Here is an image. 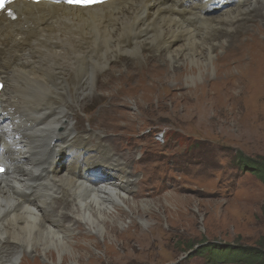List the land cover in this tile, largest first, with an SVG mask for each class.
I'll list each match as a JSON object with an SVG mask.
<instances>
[{
  "label": "bare ground",
  "instance_id": "1",
  "mask_svg": "<svg viewBox=\"0 0 264 264\" xmlns=\"http://www.w3.org/2000/svg\"><path fill=\"white\" fill-rule=\"evenodd\" d=\"M213 2L110 0L78 8L14 1L13 20L0 14L2 108L10 121V132L0 131L8 169L0 176V264H18L31 253L74 257L73 242L86 238L94 246L93 232L110 237L128 215L149 222L139 209L151 201L131 199L127 162L112 154L111 135L122 134L89 128L87 116L71 108L89 96L114 59L125 56L136 67L165 53L172 75L183 69L193 74L189 82L197 69L202 77L216 69L218 59L226 62L224 76L238 81L243 72V83L264 89V0H238L228 10ZM248 21L257 23L255 31ZM230 68L237 73L228 74ZM71 115L74 124L67 121ZM95 168L99 172L91 173Z\"/></svg>",
  "mask_w": 264,
  "mask_h": 264
},
{
  "label": "rangeland",
  "instance_id": "2",
  "mask_svg": "<svg viewBox=\"0 0 264 264\" xmlns=\"http://www.w3.org/2000/svg\"><path fill=\"white\" fill-rule=\"evenodd\" d=\"M250 24L255 31L257 23ZM217 60L204 77L197 69L192 82L187 77L193 74L183 69L172 75L165 53L136 67L125 56L110 63L108 74L96 78L94 92L71 108L87 116L89 128L122 134L111 135L112 154L127 162L131 199L151 201L139 209L149 222L128 215L110 237L93 232L94 246L86 238L73 242L74 257L31 253L18 264H205L197 252L200 241L227 260L237 256L235 248L257 245L264 237V183L240 172L237 162L242 156L252 169L264 161V89L243 83V72L238 81L224 76L226 62ZM69 83L78 81L70 77ZM67 121L75 123L72 115ZM131 221L133 238L123 231Z\"/></svg>",
  "mask_w": 264,
  "mask_h": 264
},
{
  "label": "trees",
  "instance_id": "3",
  "mask_svg": "<svg viewBox=\"0 0 264 264\" xmlns=\"http://www.w3.org/2000/svg\"><path fill=\"white\" fill-rule=\"evenodd\" d=\"M240 170L244 173H252L260 178L264 183V161H258L256 165L249 169L246 167L245 158L242 156L238 159ZM206 241L198 243V253L203 254L206 264H264V237L257 241L254 248L237 247L234 250L237 256L231 257V260L224 259L219 254H214L212 245L205 244Z\"/></svg>",
  "mask_w": 264,
  "mask_h": 264
},
{
  "label": "snow or ice",
  "instance_id": "4",
  "mask_svg": "<svg viewBox=\"0 0 264 264\" xmlns=\"http://www.w3.org/2000/svg\"><path fill=\"white\" fill-rule=\"evenodd\" d=\"M11 0H0V9L4 8L5 3H10ZM68 3L77 4L80 6H89L93 3H102L103 0H67Z\"/></svg>",
  "mask_w": 264,
  "mask_h": 264
}]
</instances>
